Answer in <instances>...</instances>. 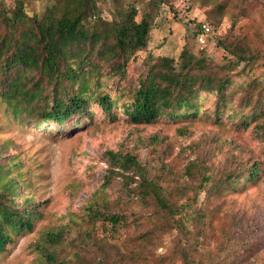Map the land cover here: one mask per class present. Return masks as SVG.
<instances>
[{
  "label": "rangeland",
  "instance_id": "374dc122",
  "mask_svg": "<svg viewBox=\"0 0 264 264\" xmlns=\"http://www.w3.org/2000/svg\"><path fill=\"white\" fill-rule=\"evenodd\" d=\"M50 1L24 0L25 11L29 15L41 13ZM133 2L139 19L147 10L146 0H74L71 5H77L76 12L94 11L110 19L119 3L125 6ZM248 2L239 9L241 13L232 25L237 11L232 1L220 14L216 26L207 18L209 3L204 0L162 3L152 20L148 45L130 59L126 79L117 89L111 81L110 87L103 86L114 104L113 118L92 104V118L77 126L71 119L65 128L52 123L38 127L33 123L35 119L26 120L0 96V162L17 163L16 172L25 182L23 192L34 197L40 211L31 229L14 233L11 241L5 243L0 264H180L175 251L182 238L178 229L163 230L161 237L152 235L146 242L139 239L144 230H161L162 218L151 213L152 209L133 195L132 188L124 189L121 176L105 182L106 150H132L156 175L162 165L167 178L161 180L172 188L173 198L190 203L184 209L187 219L190 214L194 216L196 206L207 207L209 203L215 207L214 215L202 229L205 249L219 250L229 240L235 250L234 264H264V172L239 190L215 196L204 188L197 187L195 192L193 187L198 180L184 174L186 164L195 157L204 159L205 171L213 179L223 176L227 169L239 170L261 159L264 134L255 131V123L237 130L223 116L216 119L214 96L206 93L198 100L193 116L134 125L121 112L122 104L130 99V89L148 65L161 55L177 57L183 47L189 51L191 61L214 69L218 77L230 74L228 90L236 99L246 91L256 95L264 85V57L241 71L245 62L229 66L227 54L217 45V40L222 39L228 44H248L264 51V0ZM0 3L9 8L14 0ZM200 22L210 26L203 43L193 33L195 24ZM81 27L76 24V34ZM261 97L264 99V95ZM102 204L134 211L142 215L141 220L111 237L100 221L92 223L85 216L87 206ZM141 248L145 258L134 263L119 261L118 252L130 256ZM47 255L52 256V261Z\"/></svg>",
  "mask_w": 264,
  "mask_h": 264
},
{
  "label": "trees",
  "instance_id": "16d2710c",
  "mask_svg": "<svg viewBox=\"0 0 264 264\" xmlns=\"http://www.w3.org/2000/svg\"><path fill=\"white\" fill-rule=\"evenodd\" d=\"M73 1L51 0L41 13L33 15L25 11L24 0H14L9 8L0 3V96L26 120L35 119L33 123L38 127L52 123L65 128L71 119L77 126L92 118V104L99 105L104 115L115 117L112 98L103 86L110 87L108 81L116 89L121 86L127 77L130 59L148 45L152 20L160 5L169 0H146L147 10L139 19L134 2L125 6L119 3L113 17L105 19L94 11L86 14L82 10L74 11L77 5L72 6ZM232 1L237 8L233 25L241 13L239 9L250 0H204L209 3L207 18L211 24L218 25L220 14ZM77 23L83 26L78 34L75 33ZM202 23L209 26L207 22L195 24L194 34L201 32ZM217 45L227 54L229 66L245 62L241 71L264 57V51L248 44H228L219 39ZM189 56L183 47L177 57L161 55L148 65L130 89V99L122 104L125 120L134 125H148L162 118L193 116L198 100L206 93L214 96L216 119L223 116L237 130L255 123V131L264 134V120L260 122L264 117L261 97L264 85L256 95L246 91L236 99L228 90L230 74L218 77L214 69L191 61ZM205 57L210 58L206 53ZM262 141L261 159L239 170L227 169L223 176L213 179L205 171L204 159L195 157L186 164L184 174L198 180L193 187L195 192L197 187L204 188L211 196L239 190L264 172V137ZM105 158V182L121 176L124 189L132 188L133 195L149 206L151 213H158L162 218L161 230L158 227L153 231L144 230L139 239L146 242L152 235L161 237V231L176 228L182 234L175 247L180 264H234L235 250L228 244L229 240L219 250L205 249L202 229L205 221L214 215L215 207L209 203L207 207L196 206L194 216L190 214L187 219L184 209L190 203L173 198L172 188L161 180L167 178L162 165L161 172L153 174L132 150H106ZM16 168V162L7 165L0 162V251L14 233L31 229L40 213L34 197L23 192L25 182ZM86 209L87 219L92 223L100 221L111 237L131 224L137 225L142 217L134 211L112 209L106 204L89 205ZM141 249L134 250L130 256L118 252L119 261L134 263L145 258ZM47 258L53 259L51 255Z\"/></svg>",
  "mask_w": 264,
  "mask_h": 264
},
{
  "label": "built area",
  "instance_id": "2783aa9c",
  "mask_svg": "<svg viewBox=\"0 0 264 264\" xmlns=\"http://www.w3.org/2000/svg\"><path fill=\"white\" fill-rule=\"evenodd\" d=\"M209 31H210V27L206 23H202L201 32L197 34L196 39L200 43H203L205 41V36L208 34Z\"/></svg>",
  "mask_w": 264,
  "mask_h": 264
}]
</instances>
